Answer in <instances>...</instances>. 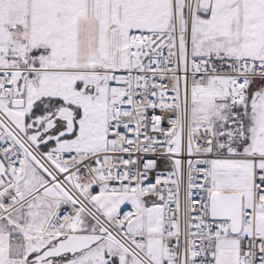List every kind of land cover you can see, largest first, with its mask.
<instances>
[{"label":"snow or ice","instance_id":"1","mask_svg":"<svg viewBox=\"0 0 264 264\" xmlns=\"http://www.w3.org/2000/svg\"><path fill=\"white\" fill-rule=\"evenodd\" d=\"M0 264H264V0H0Z\"/></svg>","mask_w":264,"mask_h":264}]
</instances>
